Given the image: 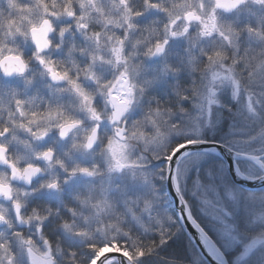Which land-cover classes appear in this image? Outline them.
Returning <instances> with one entry per match:
<instances>
[{
  "label": "snow or ice",
  "instance_id": "6c2138e0",
  "mask_svg": "<svg viewBox=\"0 0 264 264\" xmlns=\"http://www.w3.org/2000/svg\"><path fill=\"white\" fill-rule=\"evenodd\" d=\"M0 264H264V0H0Z\"/></svg>",
  "mask_w": 264,
  "mask_h": 264
},
{
  "label": "trees",
  "instance_id": "16d2710c",
  "mask_svg": "<svg viewBox=\"0 0 264 264\" xmlns=\"http://www.w3.org/2000/svg\"><path fill=\"white\" fill-rule=\"evenodd\" d=\"M183 249V244L181 241H177L175 244H172L171 247L167 249L165 253L162 255H175L177 253H181Z\"/></svg>",
  "mask_w": 264,
  "mask_h": 264
}]
</instances>
